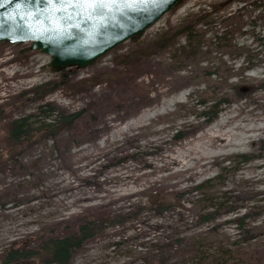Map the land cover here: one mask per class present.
I'll return each instance as SVG.
<instances>
[{
  "label": "rangeland",
  "instance_id": "1",
  "mask_svg": "<svg viewBox=\"0 0 264 264\" xmlns=\"http://www.w3.org/2000/svg\"><path fill=\"white\" fill-rule=\"evenodd\" d=\"M187 28L199 35L201 54L174 61L185 56L174 50ZM29 44L0 43V264L9 252L21 256L10 264H48L41 241L72 233L84 219L101 221L99 231L68 264H149L160 249L176 264L174 238L182 239L179 248L198 245L212 255L258 246L264 264V182L242 180L251 175L245 167L262 160V142L239 145L234 129L243 107L257 105L264 116V0H182L137 40L69 69L63 82L68 69L53 72L49 56ZM129 80L134 113H105L109 128L95 141H72L66 162L58 157L49 131L39 128L38 120L49 121L43 106L77 113L90 90L102 104L109 92L123 103L119 95L126 93L116 84ZM31 115V136L10 140L7 123ZM218 123L231 130L224 151L209 146ZM65 127L63 136L75 133ZM257 173L264 177V169ZM156 183L165 187L136 195ZM175 191L176 205L160 211L156 197ZM117 198L123 199L111 202ZM213 212L214 220H201ZM240 225L255 227L256 236L245 238Z\"/></svg>",
  "mask_w": 264,
  "mask_h": 264
},
{
  "label": "water",
  "instance_id": "2",
  "mask_svg": "<svg viewBox=\"0 0 264 264\" xmlns=\"http://www.w3.org/2000/svg\"><path fill=\"white\" fill-rule=\"evenodd\" d=\"M182 0L88 9L84 0H0V43L30 42L53 72L80 69L143 33Z\"/></svg>",
  "mask_w": 264,
  "mask_h": 264
},
{
  "label": "trees",
  "instance_id": "3",
  "mask_svg": "<svg viewBox=\"0 0 264 264\" xmlns=\"http://www.w3.org/2000/svg\"><path fill=\"white\" fill-rule=\"evenodd\" d=\"M183 35L186 36L185 43L183 45H178L177 48H175L174 53L180 52L183 53L185 56H172V59L174 61L180 62L187 61V60H194V58L199 57L198 54H201V40L199 38L198 34H195V30L193 28H187L183 31ZM140 34L134 36V41L139 38ZM220 39V38H218ZM175 44V41H173V44ZM230 44H225L223 47H230ZM179 58V59H175ZM69 69L67 71H63L60 73L61 80L66 81V76L68 75ZM131 81L128 82L122 81L118 82L117 90L118 92L126 94H130L132 98H135V90L133 87H131ZM115 91V88H114ZM117 93V92H116ZM111 92L107 95L106 99L107 102L111 101L112 98L110 97ZM118 97V95H115ZM120 96V95H119ZM123 98V96L121 97ZM115 99V98H114ZM101 101V99H100ZM106 102V103H107ZM108 104V103H107ZM45 109L44 111V117L49 118V121L45 120H38L40 123L39 128H45L49 131L50 138H53L54 141L57 137H59L62 132L61 129H65V126L71 125L72 128H74V122L77 119H81L84 117L85 111L78 110L77 113H66L63 111H59L56 108L50 107V104L43 106ZM117 109L116 106L112 107L111 110ZM78 116V117H77ZM35 117L33 115L27 116L24 118H15L11 119L6 126L8 137L10 140L13 141H19L23 139L24 136H31L30 133L33 128L31 119ZM77 117V118H76ZM211 115L209 116V118ZM208 118V119H209ZM90 122L94 123L96 122V117L91 116ZM72 123V124H70ZM54 127H59V130H54ZM80 133V132H79ZM176 192V191H175ZM179 199L178 191L176 193L169 192L166 195H163L162 192L159 193V195L156 197V200L154 203H157V207L160 211H166L168 210L172 205H176V201ZM250 211L246 212L244 216L240 217L239 220H244V218L249 217ZM217 213H207L205 215H200V218L202 221H209L214 220L217 217ZM101 225V221H93V220H86L81 221L75 231L72 233H65L63 235H57L52 238L44 239L41 241V247H39V251L45 252L47 256L46 263L48 264H68L73 256V254L76 252V250L80 247L81 243L85 240L90 239L94 235H96L99 231ZM245 226V228H244ZM248 226V225H247ZM246 225H240L242 230V235L246 238H252L255 237L256 234L254 233V228H248ZM174 249L173 252L177 257H179V260L176 264H260V257L257 256L255 249H248L243 247V245H240V248L237 251H232L229 249L221 250L218 255H212L204 252L199 248V246H192L189 248H179L178 245L182 241L181 238H174ZM242 241H245L242 239ZM261 248L264 249V246L262 245ZM16 253L18 252H9L6 255V260L2 264H10L13 260L16 259ZM8 258L10 260H8ZM149 264H171L169 263V258L166 255V249H160L157 252H154L152 254L151 259H149Z\"/></svg>",
  "mask_w": 264,
  "mask_h": 264
},
{
  "label": "bare ground",
  "instance_id": "4",
  "mask_svg": "<svg viewBox=\"0 0 264 264\" xmlns=\"http://www.w3.org/2000/svg\"><path fill=\"white\" fill-rule=\"evenodd\" d=\"M264 79L261 80L263 82ZM255 90V89H254ZM110 93V92H109ZM127 93V92H125ZM89 100L88 102L81 107L79 110L85 111V116L81 119H77L74 122V130L75 133L70 136H63L60 135L56 138V140L53 143V148L56 150V154L58 157L62 158L67 154L66 152L68 149H70L69 144L74 141L75 143H83L85 141H95V139L98 136V133H100L102 130L109 128V118H107V115L105 113H116V116L120 114L122 110H125L129 114L134 113L135 105L138 106L137 102L133 101L131 99L130 94H124L123 98L122 96H119L123 103L120 102L118 97L113 96L114 100H111L105 104H102L100 102V98L98 96V93L96 91L89 92ZM219 95V94H217ZM227 94L219 95L217 98L218 101L223 100L227 98ZM173 101V100H172ZM250 103H256L257 99H251L249 101ZM117 109L111 110L112 107H115ZM257 107V105L255 106ZM255 107H252L248 109L249 107H243V110L245 111L244 116L241 118L240 115H235V121H239L240 124L238 126H235V142H239V145H253L256 142H262L260 143L259 147L260 150L256 153L257 157H262L261 161L252 162L245 168L249 171V176L242 178L245 182H248L250 184H260L264 182V177L257 173L258 169H264V116L260 113L255 111ZM91 116L96 117V122L98 124L91 123L90 118ZM239 118V119H237ZM237 119V120H236ZM227 122V121H226ZM225 124V123H224ZM224 124H217V130L215 133L209 137L210 147L214 148L218 151H224L225 148H227L231 143L230 140L228 141V136L230 135V131H221V127H223ZM244 124V125H242ZM100 125L99 127H96ZM80 132V133H79ZM236 146V145H235ZM64 162H66L65 158L63 159ZM66 168H69L68 165H65ZM159 187H165L163 184H152L149 186V188H146L142 190L141 192H136V195H146L150 192L152 188H159ZM129 197V196H128ZM123 198H117L116 200L111 199L110 201L113 203H118ZM127 202L128 200L124 199ZM125 205V204H124ZM100 207L99 205H88L84 209L86 210H93ZM76 215V213H74ZM75 215H72L71 217H76ZM259 228V231L261 230L262 226H256Z\"/></svg>",
  "mask_w": 264,
  "mask_h": 264
},
{
  "label": "snow or ice",
  "instance_id": "5",
  "mask_svg": "<svg viewBox=\"0 0 264 264\" xmlns=\"http://www.w3.org/2000/svg\"><path fill=\"white\" fill-rule=\"evenodd\" d=\"M123 3L124 7L131 8L135 5H146L155 3L156 0H84L83 6L88 9L111 8L117 3Z\"/></svg>",
  "mask_w": 264,
  "mask_h": 264
}]
</instances>
